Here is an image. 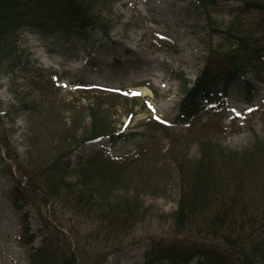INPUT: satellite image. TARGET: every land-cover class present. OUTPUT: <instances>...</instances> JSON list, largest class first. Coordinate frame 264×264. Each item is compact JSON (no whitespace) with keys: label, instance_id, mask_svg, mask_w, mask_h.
I'll return each instance as SVG.
<instances>
[{"label":"rangeland","instance_id":"obj_1","mask_svg":"<svg viewBox=\"0 0 264 264\" xmlns=\"http://www.w3.org/2000/svg\"><path fill=\"white\" fill-rule=\"evenodd\" d=\"M255 1L264 7V0ZM214 4L206 8L193 0H107L97 9L112 41L106 36L101 40L114 45L105 48L45 27L40 30L53 33L40 37L25 19L11 27L9 31L21 44L23 65L0 66V264L29 263L28 246L21 241L20 213L8 196L10 184L1 172L9 162L1 159L2 140L10 142L12 153L38 163L69 148L77 153L83 147L99 146L108 133L122 128L146 137L153 147L144 154L146 167L149 171L154 166L151 176L158 183L143 193L149 215L126 239L127 246L108 258V264H142L147 236L172 234L170 214L180 197L175 156H203L210 150V140L239 149L257 135L264 137V80L258 81L246 69L237 73L229 92L217 99L219 106L202 102L203 110L193 124L171 121L179 112L183 85L194 82L210 46L222 40L223 63L213 68L228 72L243 66L248 55V50L243 56L237 51L239 59L232 62L228 55L236 49L237 39L244 36L264 45V32L256 24L260 16L256 4L246 6L245 0H215ZM241 7L244 12L238 20L234 10ZM235 27L242 31L223 37ZM243 80L253 83L252 104L241 99L251 90ZM154 115L167 118L168 129L162 124L163 130L159 124L147 126L145 122ZM93 130L103 137L87 139ZM29 135L37 139L34 152ZM84 138L88 141L80 145ZM119 146L124 149L128 143L119 141ZM30 221L35 230L32 212Z\"/></svg>","mask_w":264,"mask_h":264},{"label":"trees","instance_id":"obj_2","mask_svg":"<svg viewBox=\"0 0 264 264\" xmlns=\"http://www.w3.org/2000/svg\"><path fill=\"white\" fill-rule=\"evenodd\" d=\"M106 1L0 0V66L23 65L16 38L6 37L9 28L22 18L86 41L100 39V45H105L102 36L112 41L103 15L97 11ZM214 1L193 0L206 8L215 5ZM245 1L246 6L256 4L260 15L256 24L264 32V7L255 0ZM242 7L234 10L238 20ZM52 14L57 21L49 24ZM239 31L240 27L228 28L222 35ZM237 41L228 56L237 62L236 52L243 56L248 50L245 64L228 72L214 70L223 63L224 46L222 40L210 46L205 66L185 89L174 123L193 124L203 110V101L219 106L217 99L229 92L237 72L246 69L258 81L264 80V45L244 36ZM241 83L249 84L251 90L242 94L245 102L252 103L253 83ZM151 123L162 128L163 120L153 117L145 122L147 126ZM97 134L93 130L87 139ZM30 135L34 152L37 139ZM107 136L98 147H83L77 153L69 148L38 163L14 157L10 142L2 140L14 162L5 163L1 171L10 182L8 196L20 213L21 240L29 247V264H108L109 256L126 247V239L148 217L143 193L156 182L151 176L154 166L148 171L144 154L153 150L152 145L138 131H113ZM87 139H81L80 144ZM119 141L128 143L123 146L126 150ZM210 143L203 156H175L180 198L170 214L172 234L165 238L148 235L142 264H264V137L257 135L239 149L213 140ZM37 238L40 242L35 246Z\"/></svg>","mask_w":264,"mask_h":264}]
</instances>
